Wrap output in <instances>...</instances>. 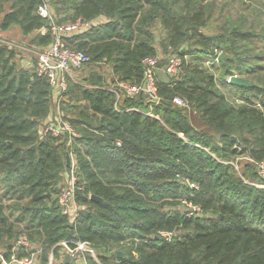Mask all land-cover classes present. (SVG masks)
I'll list each match as a JSON object with an SVG mask.
<instances>
[{"label": "trees", "instance_id": "1", "mask_svg": "<svg viewBox=\"0 0 264 264\" xmlns=\"http://www.w3.org/2000/svg\"><path fill=\"white\" fill-rule=\"evenodd\" d=\"M44 1L58 23H91L68 41L87 52L90 66L111 65L112 79L95 70L81 81L69 80L62 95L75 130L69 145L68 136L41 134L53 91L37 59L27 67L13 47L0 45L5 259L31 253L14 250L26 235L40 245L39 264H48L50 254L52 264H73L61 255L62 241L71 248L89 242L99 261L88 255V264H264V188L254 185L264 183L256 165L264 162V82L258 65L241 59L236 43L256 35L236 27L205 35L206 0H0L1 11L8 4L0 14L1 31L13 26L24 36L38 31L47 24L38 14ZM158 24L163 36L155 32ZM34 41L45 48L51 37L37 34ZM216 50L225 52L224 90L202 62ZM158 53L163 60L173 53L190 59L179 78L157 76L161 102L150 116L146 97L118 100L108 85L141 83L143 60ZM237 71L256 86L229 83ZM232 94L243 102H231ZM176 96L188 107L176 105ZM68 154H74L78 175L81 209L75 220L58 203L64 172L71 170ZM242 156L249 162L238 169L234 161ZM183 201L201 213L190 215ZM161 231L174 235L167 239Z\"/></svg>", "mask_w": 264, "mask_h": 264}, {"label": "built area", "instance_id": "2", "mask_svg": "<svg viewBox=\"0 0 264 264\" xmlns=\"http://www.w3.org/2000/svg\"><path fill=\"white\" fill-rule=\"evenodd\" d=\"M38 14L47 20V24L41 27L37 34L50 35L51 43L45 47L37 57V67L40 75L47 78L52 91L53 98L62 97L63 93L68 89L69 80H74V74L83 70L91 63V57L84 50L72 46L68 39L88 30L91 23L81 19L74 23H58L54 11L47 1H44L38 7ZM3 35L0 33V45L4 44ZM221 53V51H220ZM220 53L215 51L214 55H207L202 61L205 66H212L220 59ZM189 59L185 56L184 59L178 54H170L166 60H163L161 53L155 56L147 57L143 60L144 64V78L139 84H132L124 80H116V82L108 85V90L115 93L117 99L124 97H136L143 94L147 98L150 110L146 112L147 115L154 116L153 109L161 102L158 95L157 76L160 70L166 74L167 77L179 78L184 74L185 61ZM104 61L99 65H106ZM230 77L227 79L229 82ZM174 103L181 107H188V101L181 96L174 98ZM48 122V121H47ZM44 124L40 130L43 136L52 135L54 137H69L72 142L75 130L70 123H47ZM258 173L264 179V162L256 164ZM65 185H62L58 196V203L64 214L70 215L73 220L77 217L78 210L81 209L76 204V191L78 175L75 172V162L71 164L70 174L66 179ZM264 188V184H254ZM196 188L195 185H190ZM190 215L201 213V208L197 205H192L183 201ZM76 205V207H74ZM164 237L170 239L174 233L160 232ZM62 247L61 255L69 257L70 260L81 257V255L89 254L96 258V254L92 245L89 242H77L75 248H71L67 241L59 243ZM25 248L31 250V253L24 257H17L14 252L10 260L4 257V251L0 248V262L1 264H38L39 252L34 249L26 235H22L15 244L14 250L18 248ZM97 259V258H96ZM98 262V260H96ZM53 256L50 254L49 263L52 264Z\"/></svg>", "mask_w": 264, "mask_h": 264}, {"label": "rangeland", "instance_id": "3", "mask_svg": "<svg viewBox=\"0 0 264 264\" xmlns=\"http://www.w3.org/2000/svg\"><path fill=\"white\" fill-rule=\"evenodd\" d=\"M202 2L205 6H207V11L210 15V18L206 26L202 29V32L205 35H220L228 32L233 27H236L240 31H243L245 33H252L253 35H256V37H254L252 41L237 40L236 43L237 46L239 47L238 50L240 52L241 59L247 60L248 62L258 65V67L256 68L257 71L256 74H258L259 75L258 78L260 77L261 80L264 82V68L262 70L261 66H259V65L264 66V0H206ZM7 9H8V4H3L2 11L0 8V14L6 11ZM155 32L157 35L163 36L159 24L156 26ZM2 34H4L3 36V40L5 41L4 44L13 47L17 51L18 57L20 58V63L23 65H26L27 61L35 62L38 57V54L44 49V47L40 46L37 42L34 41L35 36L33 34L29 36H22L21 31L17 26H13L7 33L2 32ZM218 53H220V51H218ZM224 56H225V52L220 53V59H222ZM220 59L219 61H216L214 63L215 67L214 66L213 68L212 66H207V67L209 68L211 73H214L216 75L219 86L223 88L222 64L220 62ZM95 70L100 71L107 80L112 79L111 65L106 64V65H102L101 67H96L94 65L91 66L87 65L83 70L76 72V74H74L75 77L74 80L81 81L83 80L84 77L88 76L90 71H95ZM236 74L240 75L238 71L236 72ZM224 89L225 88H223V90ZM235 99L237 100L234 101ZM229 100L231 102L232 101L235 102V104L236 103L241 104V102H243L233 94L230 95ZM256 100L257 99H255L254 101L257 102ZM64 101L65 98L63 96L58 97L57 99L53 98L51 113L48 116V118L44 121L45 124L47 121H48L47 123L53 122L55 124L58 122L70 123L66 117H70L72 116V114L69 108L68 109L65 108V105L63 103ZM257 106L261 107L259 103H257ZM261 108L262 111L264 112V108L263 107ZM43 127L44 126H41L40 129H42ZM68 144L70 145L71 142ZM74 158H75L74 154H71L70 155L71 164L72 162H75ZM246 162H249L248 157L242 156V157H238L234 161V164L237 168L240 167L241 169L246 164ZM69 174L70 171L68 170L64 172L63 181L61 185H65L67 181L66 179L69 176ZM182 203H183L182 204L183 210H186L187 207L185 206L184 202ZM74 207H76V205ZM21 236L22 235H20L19 238ZM32 246L34 249L38 250L39 253H42L40 245L35 243ZM88 255L89 254L81 255V257L79 258L72 259L73 264H77L76 263L77 261L78 262L86 261V263L88 264L87 262ZM93 258L95 260H98L97 255H96L97 259L95 257Z\"/></svg>", "mask_w": 264, "mask_h": 264}, {"label": "water", "instance_id": "4", "mask_svg": "<svg viewBox=\"0 0 264 264\" xmlns=\"http://www.w3.org/2000/svg\"><path fill=\"white\" fill-rule=\"evenodd\" d=\"M0 33H2L1 28H0ZM158 77L162 80H168V77L166 76V74L164 72L162 73H158ZM229 83L237 85V86H241V87H255L256 84L250 82L249 80H247L245 77L240 76V75H232L230 76L229 79ZM143 94H141L140 96H142ZM66 142V139H65ZM67 167H69L71 165V159H70V155H67ZM92 200H99L97 197L95 196H91ZM121 255V253H119ZM65 261L70 262L69 257H66Z\"/></svg>", "mask_w": 264, "mask_h": 264}, {"label": "crops", "instance_id": "5", "mask_svg": "<svg viewBox=\"0 0 264 264\" xmlns=\"http://www.w3.org/2000/svg\"><path fill=\"white\" fill-rule=\"evenodd\" d=\"M19 29H20V28H19ZM8 31H9V30H8ZM8 31H7V32H8ZM20 31H21V30H20ZM7 32H6V33H7ZM4 33H5V32H4ZM21 34H22V36H24L22 32H21ZM2 35L4 36V34H2ZM33 35H34V36L37 35V32L35 31V32L33 33ZM21 61H22V60H21ZM31 63H32V62L27 61V63H26L25 66L30 67V66H31ZM162 72H163V70H160L158 73H162ZM141 97L144 98V97H146V96L142 95ZM64 258L66 259V257H64ZM70 262H71V260H70ZM76 263H77V264H87L86 261H80V262L77 261Z\"/></svg>", "mask_w": 264, "mask_h": 264}]
</instances>
